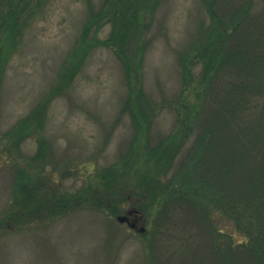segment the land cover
<instances>
[{"label": "trees", "instance_id": "trees-1", "mask_svg": "<svg viewBox=\"0 0 264 264\" xmlns=\"http://www.w3.org/2000/svg\"><path fill=\"white\" fill-rule=\"evenodd\" d=\"M51 1L0 0V88L14 52ZM89 1L76 61L60 85L75 77L91 50L111 49L125 69L127 106L138 131L135 141L143 138L147 151L144 162L129 164L131 182L98 176L75 198L40 174L46 155L41 142L31 160L39 174L29 179L20 171L0 230L44 223L89 205L118 212L128 203L148 221L141 235L146 264L158 263L160 236L170 225L193 239L192 251L189 243L171 245L174 254L183 255L182 264H264V4L236 0L222 12V0H204L207 21L180 58L181 90L167 103L175 130L152 142V115L144 110L143 41L162 0H99L97 6ZM108 25V37L100 38ZM46 108L37 107L15 124L4 135L5 149L20 150L32 129L42 127Z\"/></svg>", "mask_w": 264, "mask_h": 264}, {"label": "rangeland", "instance_id": "rangeland-1", "mask_svg": "<svg viewBox=\"0 0 264 264\" xmlns=\"http://www.w3.org/2000/svg\"><path fill=\"white\" fill-rule=\"evenodd\" d=\"M94 1L100 5L99 0ZM258 1L264 4V0ZM89 2L52 0L8 64L0 88V222L9 213L20 171L29 179L39 174L31 160L39 154L41 142L46 155L42 160L45 170L40 174L52 177V186L75 198L98 176L114 174L116 180L124 177L131 182L126 173L129 164L144 162L147 151L143 138L141 143L135 141L138 131L127 106L130 89L125 69L111 49L91 50L75 77L61 84L63 90L50 98L62 78L68 79L71 71H66L76 61L75 46ZM235 2L222 0L219 11ZM205 21L204 0H162L149 18L141 71L147 99L144 110L153 117L148 141H159L175 130V115L167 103L180 93V58ZM109 32L110 25L99 37L105 39ZM46 105L42 127L32 129L20 150L5 149L4 135L32 110ZM131 207L124 203L118 212H109L106 206L89 205L44 223L2 229L0 264H146L148 250L141 235L148 232V221L143 212L138 217L145 221L144 232L140 231L142 221L136 229L117 221ZM165 232L160 236L156 264H182L183 255L174 254L171 245L189 243L187 250L192 251L193 239L172 225ZM204 242L208 245L207 239Z\"/></svg>", "mask_w": 264, "mask_h": 264}, {"label": "water", "instance_id": "water-1", "mask_svg": "<svg viewBox=\"0 0 264 264\" xmlns=\"http://www.w3.org/2000/svg\"><path fill=\"white\" fill-rule=\"evenodd\" d=\"M138 212L134 211L133 209H130L126 212L125 215L119 216L117 219L120 223H128L132 228L136 227V222H139L140 217H138ZM143 222V221H142ZM141 232L145 231L144 224L142 225Z\"/></svg>", "mask_w": 264, "mask_h": 264}, {"label": "flooded vegetation", "instance_id": "flooded-vegetation-1", "mask_svg": "<svg viewBox=\"0 0 264 264\" xmlns=\"http://www.w3.org/2000/svg\"><path fill=\"white\" fill-rule=\"evenodd\" d=\"M136 224L138 225V222H136Z\"/></svg>", "mask_w": 264, "mask_h": 264}]
</instances>
